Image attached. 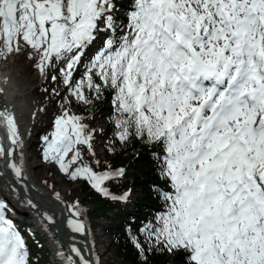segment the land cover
<instances>
[{
	"label": "snow or ice",
	"instance_id": "1",
	"mask_svg": "<svg viewBox=\"0 0 264 264\" xmlns=\"http://www.w3.org/2000/svg\"><path fill=\"white\" fill-rule=\"evenodd\" d=\"M22 44L60 107L39 138L42 164L125 205L132 165L145 161L159 178L147 185L158 210L126 221L138 264L161 253L179 264H264V0H0V54ZM105 101L108 131L87 122ZM30 136L0 93L10 193L0 195V264L39 261L14 201L56 219L27 195ZM54 195L68 228L56 241L61 264H104L91 206Z\"/></svg>",
	"mask_w": 264,
	"mask_h": 264
},
{
	"label": "rangeland",
	"instance_id": "2",
	"mask_svg": "<svg viewBox=\"0 0 264 264\" xmlns=\"http://www.w3.org/2000/svg\"><path fill=\"white\" fill-rule=\"evenodd\" d=\"M31 51V49H23L20 52H15V64L14 68H16V73L19 75V83L21 86L25 87L28 92H30V97L28 98V105L29 110H31V113L33 111H36L35 118L32 117L30 120L32 126H36V132L35 139L37 140V143H39V138L43 133H46V131L49 130V121H47V114L51 113L53 110H55L57 113L60 112V107L58 103H52L49 99L48 95H40L39 97L35 96V93L33 91V87L42 81L43 77L38 71L36 67V60L34 58L29 57L28 53ZM28 56V57H27ZM11 61L12 57L9 58ZM75 104V103H74ZM41 106H45L46 111H39ZM73 111H75V108H72ZM93 124L97 127H102L101 123H96V121H93ZM99 147V146H98ZM40 149L35 150V155L37 156L35 160L32 161L31 164L35 165L37 167V170L33 168V174H35L38 169L42 168L43 166L39 167V164L42 165V162L38 159V153ZM101 156H105V153L101 151ZM42 175L40 177V180H42L41 185L42 187H45L46 189H51L53 191H59L67 200L71 201L77 197H80L83 200V195L81 191V185H84L85 183L82 181L73 182L70 179L63 176L58 170L55 169L53 165H46L44 168H42ZM45 180H48V183H44ZM55 185L52 187V185ZM81 184V185H80ZM1 192V191H0ZM139 192H135L132 195V201L135 200V198L138 196ZM2 195V193H1ZM83 197V198H82ZM96 214L91 212V221L99 223H102L104 219L96 220ZM101 232V230H100ZM108 242V241H107ZM105 246L107 247V255H104V264H129L125 263L120 255H118L116 248L114 246H107V243L105 242ZM102 249V248H101ZM107 261V262H106ZM169 264H179V261L176 259H173Z\"/></svg>",
	"mask_w": 264,
	"mask_h": 264
},
{
	"label": "bare ground",
	"instance_id": "3",
	"mask_svg": "<svg viewBox=\"0 0 264 264\" xmlns=\"http://www.w3.org/2000/svg\"><path fill=\"white\" fill-rule=\"evenodd\" d=\"M3 86H4L6 93L8 94L10 104L12 105L13 109L15 110L17 117L20 119L21 130L25 131V132L31 131L29 124L27 122V120H28L27 119L28 109L25 105V102L23 101V97H22L23 93H21L22 89H19V90L14 89L12 86H10V80H8V79L3 80ZM32 132L33 131H31V136L26 137V139H27V143L29 146L28 147V153L30 156L35 157L34 155H32V151H30L32 145H37L36 142L33 141L34 136L32 135ZM40 166H42V165L39 164V167ZM33 168H35V170H37V167L30 166V168H29V173H30L29 182L31 184L35 185L36 190L39 192L37 194L45 201L46 204L50 203L51 205H54V206H57V205L62 206L61 202L56 199V197L54 195L55 192H51L48 189H46L45 187H42V185H41V182H42V180H40V177L42 175L41 170L44 167L40 168V170L38 169V171L35 174H33V172H32ZM44 180H45V178H44ZM5 183H6L5 178L0 177V188L2 189L3 192H5V189H4ZM6 194L10 195V193H6ZM37 194H35V195L38 196ZM15 202L18 203L17 201H15ZM24 209H27L29 212H31L28 208H24ZM28 211H26V212H28ZM50 212H52L55 215V217H56L55 221L57 223L58 222L60 223L61 228H62L61 230H63L64 233L67 232L68 231L67 224H66V222L63 221L62 218H60L62 215H60L55 209H51ZM33 214H35V213L33 212ZM56 241L57 240L55 237H53L51 239V246L52 247H57Z\"/></svg>",
	"mask_w": 264,
	"mask_h": 264
},
{
	"label": "trees",
	"instance_id": "4",
	"mask_svg": "<svg viewBox=\"0 0 264 264\" xmlns=\"http://www.w3.org/2000/svg\"><path fill=\"white\" fill-rule=\"evenodd\" d=\"M99 109V108H98ZM120 159H124L125 163H127L126 157H114L112 156L111 160L117 161ZM154 171L146 166L145 161H140L137 164H134V172H133V180L134 183L131 186H136L142 188L143 197L140 199L146 205H153L156 203L154 198L148 196L147 185L150 181H154L155 178L153 176ZM129 178V177H128ZM130 180V179H129ZM87 192V187L85 188ZM90 195V194H89ZM102 210L108 209L110 203L108 201L102 202ZM118 250L125 260L132 262V264H136L134 254L128 241L123 238L117 239ZM167 259L165 257H156L153 261V264H165Z\"/></svg>",
	"mask_w": 264,
	"mask_h": 264
},
{
	"label": "water",
	"instance_id": "5",
	"mask_svg": "<svg viewBox=\"0 0 264 264\" xmlns=\"http://www.w3.org/2000/svg\"><path fill=\"white\" fill-rule=\"evenodd\" d=\"M55 232L58 234V232H57V231H55ZM63 232H64V231H63V230H61V231L59 232V234H60L61 236H63V234H64ZM59 234H58V235H59Z\"/></svg>",
	"mask_w": 264,
	"mask_h": 264
}]
</instances>
